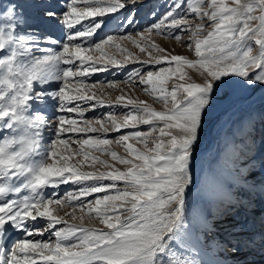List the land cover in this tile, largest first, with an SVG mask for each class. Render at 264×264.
Listing matches in <instances>:
<instances>
[{"label":"snow or ice","instance_id":"snow-or-ice-1","mask_svg":"<svg viewBox=\"0 0 264 264\" xmlns=\"http://www.w3.org/2000/svg\"><path fill=\"white\" fill-rule=\"evenodd\" d=\"M136 5L64 0L58 11L51 0H0V264H255L249 255L264 258V218L260 232L210 234L233 208H264V152L199 154L203 130L235 86L264 91V0H163L143 31L100 36L117 13L119 29L134 26L135 16L123 12ZM48 25L66 29L63 39L45 34ZM182 34L195 59L154 40L179 43ZM129 63L139 66L128 69ZM107 72L125 78L91 80ZM120 84L140 87L163 110L131 98ZM98 87L121 94L101 98L93 91ZM101 107L110 111L86 116ZM86 165L106 171H85ZM68 208H79V217L60 215ZM210 208L218 213L212 224Z\"/></svg>","mask_w":264,"mask_h":264},{"label":"rangeland","instance_id":"rangeland-1","mask_svg":"<svg viewBox=\"0 0 264 264\" xmlns=\"http://www.w3.org/2000/svg\"><path fill=\"white\" fill-rule=\"evenodd\" d=\"M5 0H3L4 2ZM22 2V1H21ZM54 4L64 5V0H51ZM163 2V0H137V5L135 9H132L131 6L128 10H124V16H131L134 15L136 18V24L134 26L127 27L126 31H122L118 28V25L122 22L123 16H120L119 13L114 14L119 17V19L110 23L103 32L100 33L101 37L105 35H123L129 33H135L136 31H143L146 27H148L152 21L153 16L152 12L154 10L162 11L159 8V5ZM63 8V6H62ZM61 10V9H60ZM59 11V10H58ZM46 30L44 33L47 35H51L54 39H63L66 29H61L59 25H48L45 26ZM154 40L159 43L162 47H164L169 53L175 55H182L187 56L189 59H195V57L191 54L188 50L186 45L188 43V37L186 34H182L181 42H177L174 39H162L160 37H154ZM122 47L127 48L129 51H133L138 53L137 49H133L131 45H128L126 42H121ZM54 50L56 46H53ZM255 45L253 44V54H255ZM115 54V53H109ZM117 59H123L122 56L116 54ZM139 58L141 60L146 59V56L140 54ZM138 64H131L127 65V68L138 67ZM189 76L193 79H197V74L191 69H185ZM124 74L121 73L120 75L114 76L110 72L107 73H96L91 77L92 81L96 80H103V81H111V80H123ZM173 81L179 83L178 77H173ZM172 81H169V87H171ZM119 89H122L123 92L127 93L131 98L137 100H143L149 105H151L156 110H163V105L160 103H155L153 99L147 96L140 87L137 88H130L124 84L119 85ZM93 91L96 92V95L101 98L105 99H114L116 95H120V91H113L107 88H96ZM110 111L107 107L97 108L94 112L86 113V116L91 118L92 116H100L103 117V114ZM116 112L125 111V109L116 108ZM48 115L51 116V111H48ZM146 127V126H144ZM94 135V134H92ZM110 137H114L115 134L109 133ZM230 151L226 152V149ZM112 150L116 151L119 155H125L122 148L113 144ZM138 147V146H137ZM251 149L252 151H248ZM253 152L256 153L257 157L264 152V91L262 90H255L249 91L246 87H241L239 85L235 86L234 89L231 91V95L229 100L222 101L216 108L213 116L205 127L202 132V141L199 147V154L202 159L204 158H211L217 157L218 159L221 156L225 158H231L232 156H242L244 153L248 155H252ZM79 159V158H77ZM100 159H106L109 163H112L110 158L100 156ZM90 164V161L88 162ZM116 167L123 170L122 166L116 165ZM85 171H106L96 165L94 167H88L87 165L84 168ZM69 186L65 185L62 186L63 188H68ZM74 190V189H69ZM63 196V191L59 193ZM259 206V204H257ZM255 206L253 209H256ZM260 207V206H259ZM262 208V207H261ZM234 210L230 215L233 218L235 214H238L241 211ZM263 209V208H262ZM69 215L75 214L77 217L80 215V209L77 208L75 213L71 208L68 209H61L60 215H65V213ZM213 217L217 216L218 213H215ZM212 217V223L215 221ZM68 218V217H66ZM244 218H239L238 222L235 224L239 227H244L243 224ZM78 223V221H76ZM245 223V222H244ZM243 224V225H242ZM241 225V226H240ZM86 226L95 227L97 229L102 228V226L98 223L87 224ZM223 225H216L217 227H222ZM216 233V232H215ZM211 234V233H210ZM217 257H221L223 253L217 251Z\"/></svg>","mask_w":264,"mask_h":264},{"label":"bare ground","instance_id":"bare-ground-1","mask_svg":"<svg viewBox=\"0 0 264 264\" xmlns=\"http://www.w3.org/2000/svg\"><path fill=\"white\" fill-rule=\"evenodd\" d=\"M21 1L23 2V0H21ZM7 2H8V0L4 1L5 4ZM56 5H57V10L62 9L63 5H61V2H60V4L58 3ZM44 30H46L45 26H44ZM226 207H229V205L227 203H225V205L220 209V211H224V209ZM239 208H241V211L238 214L233 215L234 216L233 218H231V215H229L227 220L224 223L217 224V226L223 225L222 227L210 228V233L216 232V235L219 238L222 239V238H225L229 233L260 232L261 231L260 220L262 218H264V208L262 209L259 206H257L256 209H246V208H243V207H237V208H233L232 212L235 209L236 210H240ZM216 212H217V210L215 208H210L209 209V221H210V224H212V217L214 215H216L215 214ZM240 217L244 218V222H245V223L243 222V224H245V225L242 228L241 227L238 228V225L235 224L236 222H238ZM213 223H215V221ZM37 239H39V237H37ZM210 251H211V249H210ZM214 258H219V257H217L216 254H215ZM248 258L250 260L254 261L255 264H264V258H262L259 255V253H253V254L249 255Z\"/></svg>","mask_w":264,"mask_h":264}]
</instances>
